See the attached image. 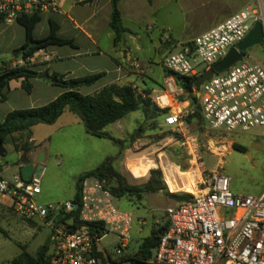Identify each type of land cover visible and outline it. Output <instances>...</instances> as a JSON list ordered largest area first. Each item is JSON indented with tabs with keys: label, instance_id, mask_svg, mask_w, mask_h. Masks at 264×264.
I'll return each instance as SVG.
<instances>
[{
	"label": "built area",
	"instance_id": "built-area-1",
	"mask_svg": "<svg viewBox=\"0 0 264 264\" xmlns=\"http://www.w3.org/2000/svg\"><path fill=\"white\" fill-rule=\"evenodd\" d=\"M257 7L245 6L166 56V75L159 88L146 93L137 87L155 106L167 111L163 117L168 135L165 143L177 144L187 160L185 170L163 153L155 161L167 191L189 196L166 208L169 228L155 249L152 264H264V191L259 195L237 193L230 176L206 167L199 135L193 130V125L200 126L197 121H186L195 108L189 99H182L186 92L176 78L197 77L226 57L262 20ZM58 10L56 0H0V16L7 22ZM26 65L21 61L13 67ZM193 94L199 98L203 128L247 133L264 127V66L251 63L245 55L195 87ZM145 144L143 137H138L134 148ZM185 185L192 190H184ZM41 192V177L35 170L29 180L21 174L0 176V195L10 201L16 214L50 227V264H100V254L105 264H126L121 257L133 238L134 215L115 203L117 198L104 180L92 174L84 176L79 201L40 203L37 196ZM62 217L76 227L60 222ZM109 234L116 236L115 257L101 246ZM127 262L132 264V260Z\"/></svg>",
	"mask_w": 264,
	"mask_h": 264
},
{
	"label": "rangeland",
	"instance_id": "rangeland-1",
	"mask_svg": "<svg viewBox=\"0 0 264 264\" xmlns=\"http://www.w3.org/2000/svg\"><path fill=\"white\" fill-rule=\"evenodd\" d=\"M156 5L157 15L148 16L143 23L148 25L147 30L146 27L141 30L139 24L131 23L132 27H136L134 33L140 34L135 46L138 48L136 51L140 62L144 63L147 70L145 79L143 71H140L138 73L140 76L136 77V80L142 85L146 83L155 88L162 85L165 77L162 66L164 58L172 52L181 50L182 45L177 43L184 37L211 27L215 21L223 19L224 15L227 18L247 5L260 7L261 21L264 23V0H159ZM168 41H172L174 46L168 45L170 44ZM187 41L188 39L185 40ZM166 46H169L170 52ZM9 57L10 55L0 53V62ZM245 57L251 63L264 66V43L249 48L245 52ZM134 68L138 72L141 66L135 64ZM149 114L153 116L151 108ZM155 120L156 118L150 117L147 121L141 111H134L122 119L121 123L125 127L121 125L118 128L116 123L108 126L109 133L117 138L123 137L122 150L112 140L91 133L85 135L74 129L57 130L44 123L35 127L36 146L24 161H30L31 157L35 174L41 177L43 192L37 196V200L40 203H59L73 199L77 179L83 173V169L97 165L102 157L114 156L117 153L113 162L114 167L133 184L149 178L150 171L155 169L153 167L155 161H159L160 153L166 154L171 161L185 170L187 160L184 152L181 149L180 151L173 149V158L170 157L166 149L178 145L173 142L165 143L168 135L164 129H158L154 124ZM193 130L199 135L204 162L208 169L218 168L224 171L231 177L232 189L237 193L259 195L264 191V127L255 128L247 133L200 129L196 125H193ZM138 137H143L146 144L140 149H135L134 142ZM132 139L133 142L130 143ZM5 148L7 154L0 156L2 175L5 178H13L14 175L20 174L18 163L23 161V158L21 152L17 151L9 140L5 143ZM40 151L46 153V160H39ZM149 164L151 165L148 171ZM111 184L117 185L116 179H112ZM161 194H146L145 206L139 212L136 211L133 238L124 255L126 264H131L127 262L129 256L136 254L143 238L149 235L154 227H160L168 222L164 207L166 202L170 201V196L165 191ZM115 203L124 209L132 210L125 199L117 198ZM0 225L7 231V236L0 233V264H13V259L22 252L23 247L35 254L38 247L51 234L50 227L41 222L33 223L20 218L10 201L1 195ZM115 240L116 236L109 234L101 241V246L113 257Z\"/></svg>",
	"mask_w": 264,
	"mask_h": 264
},
{
	"label": "crops",
	"instance_id": "crops-1",
	"mask_svg": "<svg viewBox=\"0 0 264 264\" xmlns=\"http://www.w3.org/2000/svg\"><path fill=\"white\" fill-rule=\"evenodd\" d=\"M56 1L58 2L59 10L57 12L42 14V18L34 28L33 34L36 38L48 35L50 32V20L52 19L60 26L58 34L65 39L71 40V43L49 45L47 48L36 51L34 53V59L26 61L22 58L21 53V46L26 40L25 27L18 21H0V53L10 55L7 60L0 62V72L8 67H13L16 63L25 61L31 69L38 73H47L50 76L56 73L63 76L64 80L76 79L102 72V77L94 84L84 85L78 89L83 94H91L112 83L132 84L133 82V85L136 87H146L148 89L155 88L146 83L142 85L136 80V77L140 76L138 74L140 71H143L142 75L145 79V77H147V70L144 63L140 62V57L136 51L138 48L135 46V42L139 39L140 34L134 33L136 27H132L131 23L139 24L141 30H143L144 27H146L147 30L148 25L146 26L143 23L148 16L152 17L157 15L158 10L156 4H158L159 0H152L151 3H149L148 0H119L118 7L121 13L122 25L127 31L122 33L121 39L118 42H115L116 34L110 25L112 18V0ZM227 18L226 15H224L223 19L215 21L211 27L205 28L194 35L184 37L181 41H178L177 44H186L189 42V39L190 41L191 39L193 40L196 36L214 28ZM187 39L188 41L185 42ZM168 42L170 43L168 45H171V47L174 46L172 41ZM166 48L169 49V46H166ZM150 62L152 63L151 60ZM135 64L141 66L138 72L134 68ZM163 69L166 75L164 66ZM22 81L23 78H14L9 80L6 85L4 89L6 98L0 100V123L4 122L7 115L14 110L46 105L56 99L60 94L70 89L58 82H53L50 79L39 78L37 76L31 79L32 90L28 92L23 87ZM122 119L115 122L118 128L121 125L124 126V124L121 123ZM38 125L41 124H37L32 128L33 137L31 139V146H35L37 142L34 128ZM47 125L57 130L60 128L74 129L80 132V134L85 133V135H90L85 128L83 120L68 109L54 124ZM3 145L5 147V144ZM40 154L41 151L39 155ZM21 155L23 158L22 152ZM116 155H118V153ZM114 156L102 157L100 163L83 169L84 171L82 172L85 173L90 171L104 162L107 158ZM30 159L32 160L31 157ZM31 160L26 162L23 160L18 163L20 174L25 164L33 163V160ZM43 160H46L45 152L40 161ZM150 165L151 164L148 166ZM149 168L150 167H148L147 170ZM2 173L3 167L0 171V176L4 177ZM42 192L40 194H42ZM161 192H157L156 194H161ZM144 200L143 202L145 205ZM177 201V199L170 197V201L166 202L164 208L166 209L168 206L175 205ZM127 211L134 215L135 221L137 218L136 211L133 209Z\"/></svg>",
	"mask_w": 264,
	"mask_h": 264
},
{
	"label": "trees",
	"instance_id": "trees-1",
	"mask_svg": "<svg viewBox=\"0 0 264 264\" xmlns=\"http://www.w3.org/2000/svg\"><path fill=\"white\" fill-rule=\"evenodd\" d=\"M148 2L151 3L152 0H148ZM118 3L119 0H112V18L110 25L116 34L115 42H118L121 39L122 33L127 31L122 25ZM41 18V15L34 14L32 16H21L17 20L26 29V40L21 46L22 58L26 61L36 51L47 48L49 45L71 43V40L65 39L58 34L60 26L52 19L50 20V32L48 35L36 38L33 31ZM0 21H4L2 16H0ZM5 73H14L15 75L14 77L8 78L0 83V100L6 98L4 89L9 80L23 78L22 85L28 92H30L32 90L31 79L39 75V73L31 69L29 65L8 67L0 72V76ZM102 75L103 73L101 72L76 79L64 80L63 76L56 73L53 74V76L58 79L59 84L70 89L63 92L56 99L46 105L18 109L10 112L4 122L0 123V143L2 142L5 144L9 140L17 151H20L23 154H28L36 146H31V139L33 137L32 128L41 123L54 124L67 109L77 114L83 120L88 133L97 137L112 140L120 146L121 150L123 148L122 144L124 143V140L109 133L107 127L124 118L131 112L141 111L147 121L150 117L156 118L154 124L159 130L164 129L163 117L166 115L167 111L160 110L151 102L150 98L144 97L133 84L112 83L91 94H83L78 90L81 86L94 84L102 77ZM176 78L179 86L183 87L186 92V95L182 97V99H189L191 101V106L195 108V112L189 115L186 118V121L188 123L197 121L200 129H203L199 98L197 95L193 94L196 77L178 75ZM72 83L74 84L73 86H71ZM143 89L146 93L150 92L146 87ZM150 108L153 116L149 114ZM133 139L130 140V143L133 142ZM173 149L180 151L181 148H178V146L167 148L166 151L170 157L174 154ZM115 158V156L107 158L96 168L87 171L78 177L76 193L74 196L75 200L79 201L81 180L84 176L89 174L96 175L104 180L116 198L127 200L132 209L138 212L145 206L143 200L148 193L165 191L167 195L178 201L188 198V194H171L167 191L160 169H152L149 178L144 182L136 184L130 183L126 176L114 167L113 162ZM1 169L2 166L0 165V171ZM112 179H116L117 185L111 184ZM121 209L127 211V209L122 207ZM74 215H76V213H74ZM76 216L75 220L77 222ZM67 220L66 217H62L59 221L69 225ZM27 221L33 223L37 222L33 220ZM94 225L95 224H91L92 227H94ZM70 227L75 228L76 224ZM168 228L169 221L160 227H154L151 230V233L143 238L136 254L132 257L129 256V260H132V264H152L150 263V260L154 256L155 249L158 247L161 237L165 234ZM94 231L99 232L98 229H94ZM0 233L7 236V231L1 225ZM49 249L50 237L38 247L35 254L30 253L25 247H23L22 252L13 259V264H50ZM100 257V264H105L104 256L100 254ZM125 260L126 258L122 256L121 261L123 262Z\"/></svg>",
	"mask_w": 264,
	"mask_h": 264
},
{
	"label": "water",
	"instance_id": "water-1",
	"mask_svg": "<svg viewBox=\"0 0 264 264\" xmlns=\"http://www.w3.org/2000/svg\"><path fill=\"white\" fill-rule=\"evenodd\" d=\"M264 43V24L258 21L254 24L253 28L249 34L240 42L237 47H232L226 57L214 64L209 70L200 74L195 79V87L199 88L202 83L215 73L222 72L229 68L231 65L235 64L243 58L245 52L256 45H261ZM14 73H5L0 76V83L8 78L14 77ZM39 78L50 79L53 82H58V79L54 76H50L47 73H39ZM74 85L73 83L71 84ZM7 153L6 148L3 143H0V156H4ZM28 154H23V160H26ZM43 153L41 152L39 160H42ZM34 173V164L27 163L21 169V175L25 180H29L31 175Z\"/></svg>",
	"mask_w": 264,
	"mask_h": 264
},
{
	"label": "bare ground",
	"instance_id": "bare-ground-1",
	"mask_svg": "<svg viewBox=\"0 0 264 264\" xmlns=\"http://www.w3.org/2000/svg\"><path fill=\"white\" fill-rule=\"evenodd\" d=\"M148 167H150V166H148ZM184 189H189L191 191L192 187L190 185H185Z\"/></svg>",
	"mask_w": 264,
	"mask_h": 264
}]
</instances>
